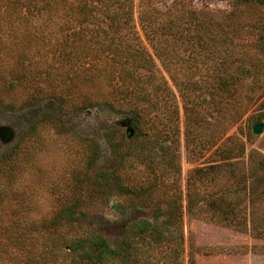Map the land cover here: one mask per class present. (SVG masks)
<instances>
[{"label": "trees", "instance_id": "obj_1", "mask_svg": "<svg viewBox=\"0 0 264 264\" xmlns=\"http://www.w3.org/2000/svg\"><path fill=\"white\" fill-rule=\"evenodd\" d=\"M133 4L134 0H0V57L12 49L17 62L8 74L9 87L22 84L25 88L32 81L34 84V74L38 72L29 75L27 67L33 60L38 62L52 88L26 96L20 107L44 98L58 116L70 109H83L88 114L92 109L109 106L125 117L126 125L137 130L131 140L124 139L126 151L120 149L122 141L115 142L107 133L105 141L110 152L121 158L137 156L149 145L147 139L137 142L140 136L149 135L144 129L148 122L150 133L156 134L151 116L161 106L157 95L161 89L173 95L163 76L151 87L156 93L152 99L145 92L147 79L143 78V71H149L150 78L155 77V57L179 96L186 156L196 159L214 148L212 163L188 173L184 206L177 201L168 205L163 222L152 223L143 218L130 222L123 238L113 247L104 234L82 221L96 200L108 199L109 192H89L86 196L68 192L58 198L59 205L53 212L38 215L29 205L16 201L13 192H9L10 186L4 184L0 190V240L4 239L0 253L14 257L17 249L26 264H183L178 223L182 207L189 214L208 211L212 219L216 217L226 225H248L254 237L264 238V214L261 221L255 216V208L264 205V189L250 200L248 219L246 212L238 216L229 202L232 186L235 192L245 186L249 177L264 171V154L250 148L244 162L243 141L229 135L218 142L212 135L211 139L205 135L206 127L213 124L208 114L225 115L224 108L234 98L237 80L251 70L244 68L242 54L233 39L238 25L229 19L221 26L222 31L218 32V28L216 32L197 18L194 9H182L177 14L173 9L158 10L151 0H138V24L151 54L135 28ZM257 28L259 47L264 50V18ZM77 90L85 96L74 105L72 99ZM106 90L111 94L104 98L102 93ZM171 109L177 121L178 104L173 103ZM175 127L177 130V123ZM29 129L23 136H28ZM13 138L10 126L0 130V142L9 146L0 153V175L8 181L13 179L11 167L19 156V142H13ZM84 140L87 159L92 164L100 156L101 147L93 139ZM224 177L230 181L228 189L218 186ZM95 179L99 181L98 188L102 183L99 177ZM116 180L122 196L141 197L144 193L118 176ZM160 209L155 208L157 215ZM167 224H172L180 236L178 242L173 243L167 235ZM189 259L194 264L191 254Z\"/></svg>", "mask_w": 264, "mask_h": 264}, {"label": "rangeland", "instance_id": "obj_2", "mask_svg": "<svg viewBox=\"0 0 264 264\" xmlns=\"http://www.w3.org/2000/svg\"><path fill=\"white\" fill-rule=\"evenodd\" d=\"M137 3L138 0H134L133 22L144 45L152 54L138 24ZM151 3L158 10L173 9L177 14L182 9H194L197 18L203 19L216 32L218 28V32H221V26L224 27L228 23L225 21L229 19L238 25L233 39L242 54L244 68L250 67L251 70L250 73H242L237 80L234 98L224 108L225 115L208 114L213 124L206 127L205 135L210 139L212 135V139H218V142L229 135L243 141L246 146V154L242 158L244 162L250 148L264 154V50L259 47L261 42L258 41L257 28V23L264 18V0H151ZM15 56V52L10 49L5 50L0 57V130L5 126L13 130V142H19V156L11 167L13 179L8 181L0 175V190L4 184H8L13 198L22 201L23 206L29 205L33 214L38 215L53 212L59 205L58 198L69 195L68 192H80L82 196L89 192H109L108 199L96 200V205L82 221L104 234L112 247L123 238L124 230L130 222L140 218L152 223L163 222L168 205L177 201L184 206L188 173L195 167L211 164L214 148L196 159L190 160L186 156L179 96L154 56L155 77L150 78L149 71H143V78L147 79L144 82L145 92L152 99L156 93L155 88L151 87L161 81L163 76L173 95L167 89H161L157 95L161 106L155 110L156 115L153 113L151 116L156 134L150 133L148 122L144 129L149 135L140 136L137 142L141 144L147 139L149 145L146 144L141 155H127L123 158L110 152L105 136L110 133L115 142L122 141L120 149L126 151L124 139L131 140L137 130L126 125L125 117L109 106L92 109L88 114L83 109H70L66 113L62 111L58 116L54 115L57 111L48 108L50 103L44 98L35 104L20 107L26 96L37 91L45 92L52 85H48L41 64L33 60L27 70L29 75L38 72L34 74L35 83L31 84L32 81L25 88L22 84L10 88L8 74L15 69ZM110 94L108 90L102 93L104 98ZM84 96L77 90L73 94V104H79ZM164 100L168 103L165 104ZM175 102L179 108L177 121L171 109ZM256 123L263 125L259 134L252 131ZM28 128V136H23ZM84 138L93 139L101 147L100 156L92 164L87 159V143ZM3 147L4 144L0 142V153L9 148ZM116 176L127 185L137 187L139 192H144L142 196L120 195L118 192L122 191L117 186ZM95 177H99L102 183L98 188L96 184L99 181ZM229 184L228 178L224 177L219 180L218 186L228 189ZM262 189L264 171L249 177L245 186L235 192H232V186L230 208L238 216L246 212L248 219L249 202ZM157 207L161 208L159 215L154 211ZM182 210L178 223L181 227L183 264H190V254L194 264H264V238L254 237L248 225L246 228H241L242 225H226L216 217L212 219L211 214L205 210L197 214H189L183 207ZM255 211L257 220L261 221L264 205L260 204ZM165 228L175 243L180 236L172 224L165 225ZM3 241L1 239L0 243ZM15 252L14 257L1 252L0 264H26L23 254L17 249Z\"/></svg>", "mask_w": 264, "mask_h": 264}, {"label": "water", "instance_id": "obj_3", "mask_svg": "<svg viewBox=\"0 0 264 264\" xmlns=\"http://www.w3.org/2000/svg\"><path fill=\"white\" fill-rule=\"evenodd\" d=\"M262 128H263L262 123H256V124H254V125L252 126V131H253V133H255V134H259V133L262 132ZM130 131L132 132V129H130ZM129 134H131V133H129ZM129 138H130V136H129Z\"/></svg>", "mask_w": 264, "mask_h": 264}]
</instances>
